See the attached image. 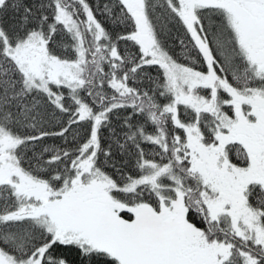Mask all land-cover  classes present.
<instances>
[{"label":"snow or ice","instance_id":"obj_1","mask_svg":"<svg viewBox=\"0 0 264 264\" xmlns=\"http://www.w3.org/2000/svg\"><path fill=\"white\" fill-rule=\"evenodd\" d=\"M0 264H264V0H0Z\"/></svg>","mask_w":264,"mask_h":264}]
</instances>
